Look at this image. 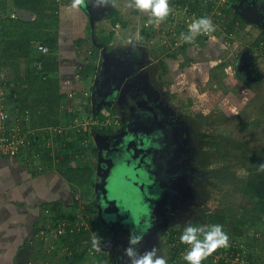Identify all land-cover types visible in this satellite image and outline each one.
<instances>
[{"label":"rangeland","instance_id":"rangeland-1","mask_svg":"<svg viewBox=\"0 0 264 264\" xmlns=\"http://www.w3.org/2000/svg\"><path fill=\"white\" fill-rule=\"evenodd\" d=\"M119 1L122 12L111 20L117 19L125 25L114 26V30L110 16L100 13L102 16L97 20V32L91 31L92 27L88 26L82 34L83 44L75 54L78 61L90 59L94 47L99 45L98 40L113 33L115 40L110 42L111 46L96 52L98 66L105 54L111 63L126 61L125 64H130L132 73L138 76L144 90L150 92L152 89L155 99L165 109L162 110L163 114L168 115L169 120L177 121L179 135H183V138L177 137L178 133L173 129L158 131L160 139L165 135L167 144L174 138L180 141L176 147H180L181 157L170 167L176 171L174 179L169 172L171 179L164 183L167 190L175 185L181 195L179 201L174 202L175 215L167 217L160 225L158 235L149 241L147 250L156 247L157 254L164 256L168 264H181L184 262L182 255L188 247L179 239L183 226L188 223L211 224L209 215L226 213L235 221L231 226H224L230 246L218 249L203 264H264V0H233L229 3V6L237 9L255 7L258 11L255 21L237 24L236 31L230 37L224 32V24H229L232 16L228 21L216 18L227 0H208L214 7L210 8L212 5L207 4L197 11H193L188 4L183 6L177 4L176 0H169L172 9L170 15L159 26L153 24L150 28H144L148 13L128 7L130 0ZM62 2L63 9H66L73 0ZM9 3L8 11L7 7L6 12L0 9V116L2 113L7 115L9 125H12L14 121L25 119L28 122L30 119L29 113H19L27 88L24 86L26 83L16 84V71L5 69L1 58L7 57L4 52L7 46H11L6 45L8 37L16 39L28 27L13 24L17 16L11 0ZM78 3L82 4L81 1ZM62 6L55 0H47L45 13L50 14L53 7L60 11ZM210 9L213 10L209 12ZM110 12L115 10L111 8ZM201 16H210L216 30L210 32L208 38L201 33L191 43L181 41V32L187 33L193 18ZM32 18L28 23L51 24V19L35 13H32ZM34 27L40 33L46 32H41L39 26ZM9 41L12 43L14 40ZM182 46H186L184 50ZM19 61L25 76L27 59ZM68 64L69 61L65 59L61 63V78L68 79V87L78 83L76 87L80 89L74 90L78 98L72 97V101L65 102L60 109V124L70 129L69 135L54 138L51 145L47 142L35 143L27 156L14 158L0 154V164L9 162L11 166L13 162L11 167L20 177L15 180L25 190L26 197L33 194L32 185L38 186L40 177L50 171L56 173L55 178L61 186H66L61 174L50 169L49 157L56 160V157L65 154L76 155L80 164L94 166L91 152L79 154L78 151L94 143L93 132L110 133L123 127L122 119L110 109L109 113L106 112L103 109L105 105L97 106L96 111L100 110V113L96 112L97 115L93 117L92 102L86 96V93H90L91 80L86 85L77 82L73 75L76 67ZM0 122L3 123V120ZM86 132H91V137L86 136ZM142 178L146 184L152 180L148 174ZM160 188L150 195L146 186L147 193H132L130 198L134 200L129 202L126 198V202L131 204L138 216H145L148 203H151L148 197L155 196L156 199L152 198L157 203L154 204V212L161 211L164 207L157 205L161 193L166 189L163 186ZM70 192L68 195L72 197L74 194V201L69 197L66 199L69 200L68 205L56 222L54 214L45 212L46 204L23 198L24 202L20 203L18 210H26L29 214H25V217L20 214L21 226L29 224L31 213L38 211L34 222L36 238L5 239L0 246L3 252L0 264H99L100 261L113 264L117 258L124 259L121 243L119 247H114L108 240L103 242L96 237L93 239L96 247L92 241L76 248L74 256L78 255L81 262L66 261L71 251L62 239L68 238L65 235L69 231L81 226L92 229L94 226L88 219L97 216L88 213L86 206L89 200L83 199L78 190L72 187ZM237 221H244L242 225L246 222L242 236L237 234V226L241 225ZM138 226L144 228L145 224ZM60 230L63 231L62 235L59 234Z\"/></svg>","mask_w":264,"mask_h":264},{"label":"flooded vegetation","instance_id":"flooded-vegetation-1","mask_svg":"<svg viewBox=\"0 0 264 264\" xmlns=\"http://www.w3.org/2000/svg\"><path fill=\"white\" fill-rule=\"evenodd\" d=\"M81 2L88 7L85 0ZM237 10L246 19L255 21L254 17L258 12L255 7ZM108 58L105 54L100 59L98 70L91 78L88 96L92 101L94 117L100 113V110L96 111L97 106L105 105L103 109L106 112L109 113L112 110L116 112L117 117L122 119L123 127L115 132L98 134V142L101 148L107 152L103 176L109 178L107 187L110 200L104 205L103 217L98 215L95 187L94 203L99 224H101L108 242L114 247H119L121 243V248L125 252V249L129 247L130 235H143L141 243L135 246L136 250L142 254L147 250L149 241L154 239L156 234L158 235L160 225L167 217L175 215V203L177 200L179 201L181 195L175 185H171L172 187L167 190L164 183L165 180L171 179V175L174 179L176 171L173 170L174 168L171 170L170 167L175 164L174 161L178 157H181L180 147H176V143L179 145L180 141H175L174 138L171 143L167 144L165 135L163 139H160L158 131L173 129L177 131V137L183 135H179L180 127L176 124L177 121L169 120V116L163 114L165 109L160 101L155 99L152 89L150 88V92L144 90L138 76L132 73L131 65L125 64V60H122V62L125 61L123 63L121 61L111 63ZM108 109L110 110L108 111ZM160 121L162 122L160 123ZM155 123L159 125L155 126ZM93 140V147L97 150L93 166L96 182L99 148L95 141V135ZM125 169L126 171H124ZM147 174L152 177V180L148 181V185L142 178ZM146 186L150 190H148L150 195L155 193L153 190L158 191L161 189L160 187H165L166 191L161 193L160 203L157 205L164 208L154 212V204L157 203L152 199L154 197H148V200L151 201L148 203V213L145 216L140 214L139 217L133 211L131 204L126 202V198L132 202L133 198L131 199L130 195L139 192L147 193ZM171 199L172 201H170ZM141 224H145L144 228L138 226ZM113 264H131V260L125 254L124 259L117 258Z\"/></svg>","mask_w":264,"mask_h":264},{"label":"trees","instance_id":"trees-1","mask_svg":"<svg viewBox=\"0 0 264 264\" xmlns=\"http://www.w3.org/2000/svg\"><path fill=\"white\" fill-rule=\"evenodd\" d=\"M9 1L10 0H0V9L2 11L6 10V7V11H8ZM231 1L234 2L233 0H227V3L225 4L226 6L223 8L221 7L219 16H216L218 20L222 21H228V19L232 16V18L230 19L231 22L227 25L224 24V32H226V35H228L229 37L232 36V34H234V32L236 31L237 24L243 22L249 24V22H251L249 19H246L243 15H241L235 6H229V3ZM11 3L15 10H26L35 13L36 15H41L42 18L51 19V24L35 25V23L22 22L16 17L13 22L15 26L27 25L28 28L24 29V31H22L16 39L12 38L11 36L8 37L9 39L7 38L8 41L6 42V45L11 44L12 46V43H10L9 40L13 39L14 41L12 42H15L16 46L15 49L11 46H7V49L4 52V55H7V57L5 56L7 59L4 60L3 58L5 57L1 58V60H3L2 65L5 69H14V71H16V84L20 85L21 83H26V85L24 86H26L27 88L25 90L27 94L24 95L21 99L19 113L30 114V119L26 124L29 128L37 131L34 139L36 141V144H41L45 143L49 138L46 129L58 127L61 125L60 108L62 102L67 98V93H63L61 90V81L59 75L60 61L55 56V54H57L61 48V37L59 34L61 28V15L56 7L51 8L50 14L46 15L47 13H45V8H47V0H11ZM176 3L183 6L188 4L190 7H192L193 11H197L200 6L202 8L207 4V6H211L213 4L212 2L208 3V0H176ZM77 4L82 11L83 6L79 3ZM213 7L214 5H212L210 8ZM212 10L213 9H210L209 12H211ZM117 15L118 13L116 12V16ZM117 22H119L117 19L112 22L113 26H115ZM34 26H39L38 29H40L41 32L43 30H45L46 32L40 33V31H36L37 29ZM69 33H71V31H69ZM110 35L108 37H102L98 40L99 45L98 47H94V51L92 52L90 59L88 58L86 59V61L75 60L77 62V66L76 70L74 71V76L77 75V80L82 84L85 83L86 85V83H88L97 72L98 63L96 62L98 60V57L96 56V52H98L100 48L109 46L110 42H112L113 33H111ZM5 38L6 36L3 37V40H5ZM73 38L74 39L71 44L73 45V48L78 52L83 44V36L79 34H73ZM204 38L208 37L205 36ZM42 46H46L50 49L49 55H41L39 53L38 48ZM185 47L186 46H182V49L184 50ZM22 58L27 59L28 66H30L28 67L27 71H25V76H23L20 65L21 61H19ZM36 63L41 64V70H39L35 66ZM31 66H33L32 70L30 69ZM87 98L91 99L89 96ZM91 134V132H86V136L91 137ZM88 151L91 152L93 156L96 155L97 150L93 147V143H91L87 147L80 149L78 153L83 154ZM28 152L30 151L28 150ZM56 158L57 159L55 160L49 157L50 169L55 170L61 174L69 191H71L72 187H74V189L78 190V192L81 193L83 199L89 200L86 206L89 214H97L94 203V187L96 174L95 168L92 165L80 164L77 160L76 155L65 154L62 157L59 156ZM68 197L70 198V200L73 199L72 201H74V194H72V197L70 195L64 196L65 200ZM66 201L68 202L69 200ZM64 207L65 205L62 202H55L52 204L51 208L47 207L45 211H48V213L50 214H54V222H56L62 217V211ZM88 220L94 226L92 229L81 226L78 229L69 231V233L65 235V237L68 238L62 239V241L65 243V246H67L71 251V254L66 258L67 262H81L78 255L74 256L76 248L81 247L86 243H91L94 238L97 237L103 242L107 240L102 230V226L101 224H99L98 216H96V218L94 219L89 218ZM209 222L211 224L218 223L223 226H231L235 221L234 219L228 217L226 213H221L209 215ZM243 222L244 221H237V223L241 224L240 226H242V228H240L239 225L237 226V234L239 236H242V233L245 229L243 228V226L246 224V222L242 225ZM99 264L108 263L106 261H100ZM181 264H185V262Z\"/></svg>","mask_w":264,"mask_h":264},{"label":"crops","instance_id":"crops-1","mask_svg":"<svg viewBox=\"0 0 264 264\" xmlns=\"http://www.w3.org/2000/svg\"><path fill=\"white\" fill-rule=\"evenodd\" d=\"M56 2H59L60 6L63 5V0H55ZM83 1V0H82ZM88 8L90 6L91 13L86 10V5H84L83 10L81 11L78 7V4H76L75 7H73V2L66 7V9H63L62 6L59 13L61 15V28L59 31L60 34V41H61V48L55 56L58 58V60L62 63L63 60L69 61L70 66H77V56L75 53H77V50L73 48V45L71 44L73 39V34H79L82 35L83 31L87 30V27H92L91 31L97 32V20L100 19V17L105 14L104 16H110L109 19L114 18L116 16V12L121 13L122 9L120 7L119 0H85ZM92 4H91V3ZM44 3V2H43ZM82 3V2H81ZM90 3V4H89ZM9 5H11L9 3ZM83 6V3L81 4ZM111 8L115 10V12H110ZM17 10H15L16 12ZM102 13V15H100ZM110 13V14H109ZM88 19V20H87ZM90 19V20H89ZM112 21V20H111ZM114 22V21H112ZM111 22V24H112ZM120 24L125 25L124 22H117L115 27H119ZM113 25V24H112ZM76 27V30H73ZM86 29V30H85ZM113 29L116 30L113 26ZM71 31V33H69ZM118 31V30H117ZM118 33V32H117ZM97 34V33H96ZM115 34V33H114ZM84 35V34H83ZM82 35V36H83ZM116 36V35H115ZM115 40V37L113 38L112 42ZM16 43L12 42V48L15 49ZM111 44H109L108 47H110ZM108 47H105L107 49ZM99 50H102L100 48ZM71 54V55H70ZM74 58H76L74 60ZM60 63V65H61ZM68 64V65H69ZM22 65V63H20ZM25 68V71L28 69ZM59 70L60 78L61 75V66ZM63 68V66H62ZM66 69V68H65ZM64 75V74H63ZM75 75V72L73 73ZM64 77H68V75H65ZM74 78V76H73ZM78 76H75L76 81ZM68 79H60L61 81V90L63 93H67V98L65 101L62 102L61 108H63V104L65 102L72 101L71 94L73 95V98L77 97V92L74 90H80L76 85H71L68 87ZM68 87V89L66 88ZM1 163V162H0ZM9 162H6V164H0V246L3 245V242L5 239H27V238H36V229H35V220L36 217L39 215L38 211H33L36 216H34V213H31L30 216V222L27 225L21 226V213L23 216L26 213V210H18V206H20L24 200L23 198H26L32 202H40L46 204L47 207L51 208L52 204L55 202H62L65 206L68 205V202L65 200L64 196L68 195V193H71L67 185L64 186L57 182L56 173L53 171H50L49 174L45 175L44 177H40L41 181L39 182V185H32L34 187L33 194H29L28 197L24 196V189L22 190L19 186V183L15 179H20V177L16 176L17 173L16 170L14 171L13 162L12 167L10 166ZM19 173V172H18ZM59 177V176H58ZM66 184V183H65ZM60 185V186H59ZM25 204V203H24ZM17 208V209H16ZM25 208V207H24ZM47 213V211H45ZM17 213V214H15ZM15 214V215H14ZM25 217V216H24ZM32 224V225H31ZM43 233V231H41ZM38 235V234H37ZM3 252L0 251V257L3 255Z\"/></svg>","mask_w":264,"mask_h":264},{"label":"clouds","instance_id":"clouds-1","mask_svg":"<svg viewBox=\"0 0 264 264\" xmlns=\"http://www.w3.org/2000/svg\"><path fill=\"white\" fill-rule=\"evenodd\" d=\"M79 0H74L73 7ZM128 7L140 12L148 13L147 25H159L171 13L172 9L169 0H130ZM216 30L210 16L193 18L188 25V32H181L180 40L191 43L201 33H209ZM180 242L188 247L185 249L182 260L185 264H203L209 257L220 248L230 246V238L221 224L188 223L183 226L180 234ZM143 240V235H130L129 247L125 249V254L130 258L131 264H168L164 256L157 254V248L153 247L142 254L136 250V245ZM93 246L96 247L95 240Z\"/></svg>","mask_w":264,"mask_h":264},{"label":"built area","instance_id":"built-area-1","mask_svg":"<svg viewBox=\"0 0 264 264\" xmlns=\"http://www.w3.org/2000/svg\"><path fill=\"white\" fill-rule=\"evenodd\" d=\"M59 1V0H57ZM222 1V0H221ZM225 2V0H223ZM147 21V20H146ZM160 25V24H159ZM156 25V26H159ZM153 26L147 25L146 22L144 23V28H150ZM209 33H204L205 36H209ZM38 51L41 55H49L50 49L46 46H42L38 48ZM39 70H41L42 66L40 63H36L35 65ZM88 96V93H86ZM73 97V94H71ZM28 114V113H27ZM7 115L3 113L0 116V120H3V123L0 122V154L6 157H18L20 155H28V150L30 151L34 145H36L35 136L37 133L35 130L28 127L27 120H17L14 121V124L9 125V121L7 119ZM23 122V123H22ZM6 123V125H5ZM72 130V129H71ZM35 132V134H34ZM47 134L49 135L46 142L51 145L53 143V139L64 138L65 135L68 136L70 129L63 128L61 125L58 127H53L46 130ZM48 213V211H47ZM59 234L62 235L63 231L60 230Z\"/></svg>","mask_w":264,"mask_h":264},{"label":"water","instance_id":"water-1","mask_svg":"<svg viewBox=\"0 0 264 264\" xmlns=\"http://www.w3.org/2000/svg\"><path fill=\"white\" fill-rule=\"evenodd\" d=\"M86 10L91 13V8H88L86 6ZM16 16L18 19H20L22 22H30L32 21V13L26 10H17ZM95 135V141L97 143V146L99 148L98 153V170H97V176H96V182H95V196L97 199L98 204V215L99 217H103L104 213V205L107 204V201L110 200L108 196V184H109V178L107 176H103L104 168H105V161L107 158V152L103 150L98 142L99 135ZM155 199L157 197L153 196Z\"/></svg>","mask_w":264,"mask_h":264}]
</instances>
